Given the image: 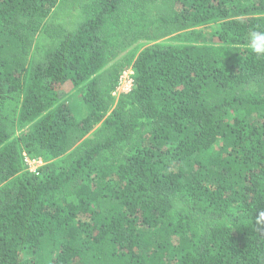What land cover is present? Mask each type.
Here are the masks:
<instances>
[{
	"label": "trees",
	"instance_id": "trees-1",
	"mask_svg": "<svg viewBox=\"0 0 264 264\" xmlns=\"http://www.w3.org/2000/svg\"><path fill=\"white\" fill-rule=\"evenodd\" d=\"M253 30L264 0H0V264H264Z\"/></svg>",
	"mask_w": 264,
	"mask_h": 264
},
{
	"label": "built area",
	"instance_id": "built-area-1",
	"mask_svg": "<svg viewBox=\"0 0 264 264\" xmlns=\"http://www.w3.org/2000/svg\"><path fill=\"white\" fill-rule=\"evenodd\" d=\"M135 73L132 68L125 69L119 77L115 91L112 93L113 97L118 99L122 95L129 94L134 88ZM25 162L29 172L38 174L40 167L43 165L42 160L30 158L25 156Z\"/></svg>",
	"mask_w": 264,
	"mask_h": 264
},
{
	"label": "clouds",
	"instance_id": "clouds-1",
	"mask_svg": "<svg viewBox=\"0 0 264 264\" xmlns=\"http://www.w3.org/2000/svg\"><path fill=\"white\" fill-rule=\"evenodd\" d=\"M248 48L257 57H264V30H253L249 32Z\"/></svg>",
	"mask_w": 264,
	"mask_h": 264
},
{
	"label": "rangeland",
	"instance_id": "rangeland-1",
	"mask_svg": "<svg viewBox=\"0 0 264 264\" xmlns=\"http://www.w3.org/2000/svg\"><path fill=\"white\" fill-rule=\"evenodd\" d=\"M68 13H73V8H72V6H70L67 10L65 9V10H60L59 11V13H58V18L59 19H63V18H65V16H66V14H68ZM148 45V43H144V42H141V43H138V44H136V45H134L132 48H130L129 50L131 51V50H133L134 48H138V52L141 50V49H143V48H145L146 46ZM63 89V88H62ZM62 89H60V90H62ZM67 89V88H66ZM63 92H66L65 90H62ZM70 94V93H69ZM72 101L74 102V108H76L75 110V115L79 118V117H81V106L83 105L82 104V102L79 100V96H78V94H75L74 96H72Z\"/></svg>",
	"mask_w": 264,
	"mask_h": 264
}]
</instances>
